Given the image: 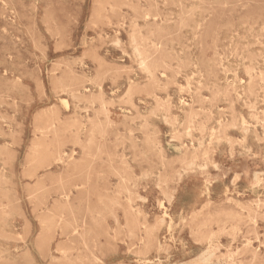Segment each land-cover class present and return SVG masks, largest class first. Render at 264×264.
<instances>
[{"label": "rangeland", "instance_id": "rangeland-1", "mask_svg": "<svg viewBox=\"0 0 264 264\" xmlns=\"http://www.w3.org/2000/svg\"><path fill=\"white\" fill-rule=\"evenodd\" d=\"M0 264H264V0H0Z\"/></svg>", "mask_w": 264, "mask_h": 264}, {"label": "bare ground", "instance_id": "bare-ground-1", "mask_svg": "<svg viewBox=\"0 0 264 264\" xmlns=\"http://www.w3.org/2000/svg\"><path fill=\"white\" fill-rule=\"evenodd\" d=\"M143 64V63H142ZM261 74V73H260ZM14 88V87H13ZM68 107V106H67ZM53 126L51 127H47L45 130L46 132H49L51 129H52ZM57 160H61V161H64V156H62L61 154H57ZM261 180V179H259ZM260 182V181H259ZM162 205V204H161ZM259 206V205H258ZM203 256V255H202ZM196 258V257H195ZM217 261V260H216ZM206 262V261H205Z\"/></svg>", "mask_w": 264, "mask_h": 264}]
</instances>
